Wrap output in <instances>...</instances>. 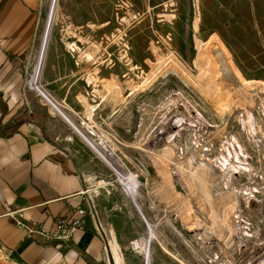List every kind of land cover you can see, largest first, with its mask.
<instances>
[{"label": "rangeland", "instance_id": "rangeland-1", "mask_svg": "<svg viewBox=\"0 0 264 264\" xmlns=\"http://www.w3.org/2000/svg\"><path fill=\"white\" fill-rule=\"evenodd\" d=\"M50 2L27 60L25 88L61 117L28 82ZM200 11L194 0H58L42 85L62 108L65 87L47 78L56 60L57 71L86 74L77 91L90 95V104L114 98L112 120L96 109L69 111L79 126L82 119L93 122L113 161L137 175L143 209L63 121L85 143L86 150L74 152L96 178L91 195L105 193L106 208L146 227L148 237L149 223L155 225L152 264H264V53L228 51L218 37L202 46L212 30L195 35ZM137 240L128 245L136 254L120 264H147L131 244Z\"/></svg>", "mask_w": 264, "mask_h": 264}, {"label": "crops", "instance_id": "crops-1", "mask_svg": "<svg viewBox=\"0 0 264 264\" xmlns=\"http://www.w3.org/2000/svg\"><path fill=\"white\" fill-rule=\"evenodd\" d=\"M194 2L201 10L193 17L195 35L212 30L200 40L202 46L213 45L218 37L228 51L264 53V0ZM46 3L0 0V264H120L134 253L130 240L148 237L146 227L136 226L135 220L122 222L121 211L106 208L101 197L105 193L91 195L95 188L88 190L89 184L94 186L96 178L84 172L74 152L86 150L82 137L68 129L62 114L52 113L25 88L27 60L41 34ZM50 63L55 71L47 78L64 85L61 104L66 113L91 112L94 107L97 115L115 118L118 106L110 101L114 98H93L92 105L90 95L77 91L84 72H60L58 61ZM79 209L85 213L79 214ZM15 210L22 211L26 223H42L49 229L61 217H80L81 225L69 239H46L19 227L8 215Z\"/></svg>", "mask_w": 264, "mask_h": 264}, {"label": "bare ground", "instance_id": "bare-ground-1", "mask_svg": "<svg viewBox=\"0 0 264 264\" xmlns=\"http://www.w3.org/2000/svg\"><path fill=\"white\" fill-rule=\"evenodd\" d=\"M51 3V2H50ZM51 8L50 13L48 16V20L46 22L44 35L42 39L41 48L39 50L38 58L34 70L32 72L31 78L29 79V85L31 88L36 89L44 95L47 101L51 102L53 106H55V110H59L60 113L68 120V122L73 126V128L81 135V137L98 153L101 158L111 167V169L115 172L117 176V180L124 185L126 192L131 196L135 202H137L138 207L142 208V204L138 201V197H140V181L137 178L136 174L124 172L120 166L113 161V159L109 156V154L105 150V143L103 141L98 142L94 138L87 135L83 129L77 124V121L68 113L64 111V109L59 106L57 100L44 88L42 85V78H43V69L45 65V59L47 54V46L48 41L51 36L53 23L55 20V16L57 14L58 8V0H52L50 4ZM57 17V16H56ZM95 108L93 107L92 110ZM83 135H82V134ZM103 182H99L98 185H101ZM97 187V186H96ZM91 192V191H90ZM149 237L138 239L136 241V246L141 249L147 258V264H152V257H151V243L158 239V234L155 229V225H151L149 223ZM161 243V242H160ZM162 244V243H161ZM166 249V248H165ZM117 256L120 257V253L117 252ZM122 256V255H121ZM115 261V260H114Z\"/></svg>", "mask_w": 264, "mask_h": 264}, {"label": "built area", "instance_id": "built-area-1", "mask_svg": "<svg viewBox=\"0 0 264 264\" xmlns=\"http://www.w3.org/2000/svg\"><path fill=\"white\" fill-rule=\"evenodd\" d=\"M80 125H81L80 127L87 135L94 138L98 142L104 141L105 143L106 140L103 139L104 138L103 134L99 131V129L96 127V125L93 122L89 121V119L88 120L82 119ZM105 145L107 144L105 143ZM84 213H85L84 209H79V214L83 215ZM8 215L15 220V223L19 227L26 228L29 234L38 233L46 239H52V238L59 240L69 239L73 235L76 228L81 225L80 217H75L73 219L61 217L57 221V226L54 229H49L42 223H37V222L26 223L23 220V213L21 210L11 211L8 213ZM131 244L133 245V247H135L136 241H132Z\"/></svg>", "mask_w": 264, "mask_h": 264}, {"label": "trees", "instance_id": "trees-1", "mask_svg": "<svg viewBox=\"0 0 264 264\" xmlns=\"http://www.w3.org/2000/svg\"><path fill=\"white\" fill-rule=\"evenodd\" d=\"M26 54H27V53H24V54H22V56H23V57H26Z\"/></svg>", "mask_w": 264, "mask_h": 264}, {"label": "water", "instance_id": "water-1", "mask_svg": "<svg viewBox=\"0 0 264 264\" xmlns=\"http://www.w3.org/2000/svg\"><path fill=\"white\" fill-rule=\"evenodd\" d=\"M42 93V92H41Z\"/></svg>", "mask_w": 264, "mask_h": 264}]
</instances>
